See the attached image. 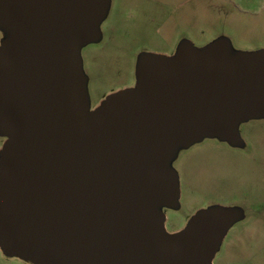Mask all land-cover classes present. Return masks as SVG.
<instances>
[{"label":"water","instance_id":"water-1","mask_svg":"<svg viewBox=\"0 0 264 264\" xmlns=\"http://www.w3.org/2000/svg\"><path fill=\"white\" fill-rule=\"evenodd\" d=\"M110 0H0V247L32 264H213L236 208L199 211L175 234L178 153L240 142L264 118V50L226 39L143 55L137 84L89 111L81 49Z\"/></svg>","mask_w":264,"mask_h":264},{"label":"rangeland","instance_id":"rangeland-1","mask_svg":"<svg viewBox=\"0 0 264 264\" xmlns=\"http://www.w3.org/2000/svg\"><path fill=\"white\" fill-rule=\"evenodd\" d=\"M5 36L0 29V46ZM218 39H226L234 52L264 50V0H110L100 39L80 52L89 111L136 86L143 55L170 57L183 42L204 48ZM240 129L249 146L245 153L214 139L178 153L172 166L182 189L181 207L166 216L165 228L180 232L186 215L207 199L233 204L246 219L226 235L216 263L264 264V214L254 209L264 198V118ZM8 139L0 132V157ZM0 264L32 263L0 247Z\"/></svg>","mask_w":264,"mask_h":264},{"label":"flooded vegetation","instance_id":"flooded-vegetation-1","mask_svg":"<svg viewBox=\"0 0 264 264\" xmlns=\"http://www.w3.org/2000/svg\"><path fill=\"white\" fill-rule=\"evenodd\" d=\"M171 56H173V55H171ZM239 136H240V142H239V144H237V145H235V146H234V145H231V144H229V143H227V142L220 141V140H218V139H214V140H216V143H220V144H222L223 146H225V147H226L227 149H229L230 151L237 152V153H239V152L245 153V151L248 150L249 146H248V143H247V141L245 140V138H244V136H243V134H242V132H241V129H239ZM195 146H196V145H194L193 147H191L190 149H188V150H186V151H189V150H191L192 148L194 149ZM174 166H175V165H174ZM180 188H181V187H180ZM181 191H182V189H180V198H181ZM215 206H221V207H225V208H236V207H234L235 205H233V204H225V205H221V204H219V203H214L212 200H208V199H207L204 203L198 204L197 207H195V209L192 211V213H191L190 216L186 215V221H185V223H184L183 226H182L179 230H177L176 232L181 231V230H184V229L188 226V224H189L191 218H192L194 215H196L199 211H201V210H205V209H208V208H211V207H215ZM180 207H181V204H180ZM236 209H238V208H236ZM254 209H255L256 212L259 213V215L264 214V198L262 199V201L259 200V204H258V206L254 207ZM239 210H240V209H239ZM174 211H175V210H174ZM174 211H173V209H169V208H164V209H163V212L165 213L166 216H167L169 213L174 212ZM244 214H245V213H244ZM242 215H243V214H242ZM245 219H246V214H245V216L243 215L242 218H241L238 222H236V223L231 227V229H232L236 224H238V223L244 221ZM260 223L262 224V227H264V218H263V221H260ZM231 229H230V230H231ZM230 230H229V232H230ZM229 232H228V233H229ZM174 233H175V232H174ZM224 239H225V238H224ZM223 242H224V240H223ZM223 242H222V245H223ZM222 245H221V247H222ZM221 247H220V250H219V251L217 252V254L215 255V258H214V260H213V264H218V263H216V259H217L218 254H219L220 251H221ZM230 264H232V263H230Z\"/></svg>","mask_w":264,"mask_h":264}]
</instances>
